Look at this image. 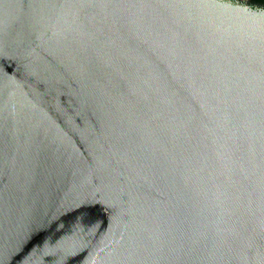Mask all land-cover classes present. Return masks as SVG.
I'll use <instances>...</instances> for the list:
<instances>
[{
	"label": "water",
	"instance_id": "obj_1",
	"mask_svg": "<svg viewBox=\"0 0 264 264\" xmlns=\"http://www.w3.org/2000/svg\"><path fill=\"white\" fill-rule=\"evenodd\" d=\"M0 264H264V7L0 0Z\"/></svg>",
	"mask_w": 264,
	"mask_h": 264
},
{
	"label": "trees",
	"instance_id": "obj_2",
	"mask_svg": "<svg viewBox=\"0 0 264 264\" xmlns=\"http://www.w3.org/2000/svg\"><path fill=\"white\" fill-rule=\"evenodd\" d=\"M254 6L264 7V0H249Z\"/></svg>",
	"mask_w": 264,
	"mask_h": 264
}]
</instances>
